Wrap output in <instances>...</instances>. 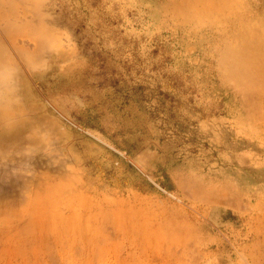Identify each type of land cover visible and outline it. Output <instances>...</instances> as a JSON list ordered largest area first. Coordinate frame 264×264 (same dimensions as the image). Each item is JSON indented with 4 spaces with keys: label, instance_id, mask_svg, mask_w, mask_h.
<instances>
[{
    "label": "rangeland",
    "instance_id": "rangeland-1",
    "mask_svg": "<svg viewBox=\"0 0 264 264\" xmlns=\"http://www.w3.org/2000/svg\"><path fill=\"white\" fill-rule=\"evenodd\" d=\"M0 264H264V0H0Z\"/></svg>",
    "mask_w": 264,
    "mask_h": 264
}]
</instances>
